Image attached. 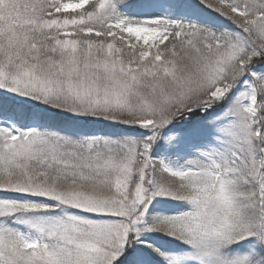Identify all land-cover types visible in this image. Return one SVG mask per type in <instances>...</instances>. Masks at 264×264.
<instances>
[{
  "label": "snow or ice",
  "instance_id": "obj_1",
  "mask_svg": "<svg viewBox=\"0 0 264 264\" xmlns=\"http://www.w3.org/2000/svg\"><path fill=\"white\" fill-rule=\"evenodd\" d=\"M0 264H264V0H0Z\"/></svg>",
  "mask_w": 264,
  "mask_h": 264
}]
</instances>
